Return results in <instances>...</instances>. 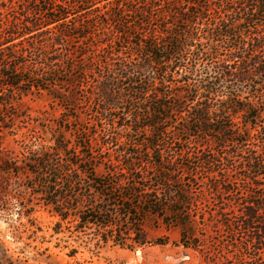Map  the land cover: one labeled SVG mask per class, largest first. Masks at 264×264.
I'll return each mask as SVG.
<instances>
[{
  "label": "trees",
  "instance_id": "trees-1",
  "mask_svg": "<svg viewBox=\"0 0 264 264\" xmlns=\"http://www.w3.org/2000/svg\"><path fill=\"white\" fill-rule=\"evenodd\" d=\"M48 1V7L40 10L33 0H23L18 5L20 8H16L13 0H1L0 17L4 18L0 23V46L4 48L0 52V78L8 80L6 87L10 89H17L21 83H30V80L21 78L25 73L23 66L12 65L24 48L20 46L25 42L24 38L37 39L38 48L48 51L44 59L48 62L49 72H35L32 78L35 80L43 79L44 75L55 77L59 74L54 69L58 58L50 56L51 51L55 50L58 55L60 48V52L68 55L76 54L72 48L74 40L83 43L90 38L96 39L98 42L94 50L97 53L107 51L100 56L101 62L103 59L102 63L106 65L105 81L101 86L104 104L101 113L108 131L106 138H125L133 148L146 145L145 157L152 161V167L144 166L141 159H134L140 154L124 153L128 157L126 163L114 166L110 171V176L117 175L119 180H92L98 198L81 197V204L76 202L78 206L67 210L70 214H64L58 207L68 203L69 198L66 194L59 197L49 187L62 181L64 175L71 178L72 170L53 165L57 155L66 153L67 149L55 138L54 149L32 152V159L29 160L34 167L30 173L35 178L44 181L49 177L52 180L42 183L47 186L43 187L41 194L51 198L47 200V205L54 207L62 221L74 212V219L79 224L95 225L100 229L113 227L111 219L120 217L110 210L116 207L112 205L116 192L123 203L117 206V210L127 211L128 204L136 200L146 214L155 212L159 215L172 209L174 213H179L181 208L190 206L189 190L180 179H172L179 174L178 171L183 173L188 170L185 166L176 171L166 168L163 157L167 154L160 150L159 144L181 142V135H187L203 137L220 146L227 142L242 146L253 134L252 131L257 132L264 112L260 105L264 107V100L262 94L255 96L253 93L264 87V32L247 37L244 33L250 29L251 23L264 28V0ZM101 2L104 3L103 13L98 8L90 10ZM81 6L87 13L85 21L75 18L68 21L74 11L79 13ZM15 9V20L9 21V13L12 16ZM255 16L260 19L255 20ZM18 39L22 41L13 44ZM128 45L133 46L132 55L139 59L138 62L130 63L123 59L122 55L127 54L123 50ZM38 55L41 56L39 51ZM67 69L73 70V64H69ZM37 87L42 89L44 86ZM116 110L121 111V116L126 117L124 119L128 123L121 127L122 130L118 129L116 114H112ZM170 125L176 127V131L172 137H165ZM147 132L149 138L141 142L135 140L134 137L138 139ZM245 137L246 140L242 139ZM262 144L260 150L254 149L245 157L244 168L256 179H260L264 172V141ZM1 151L0 162H4L7 158ZM190 154L182 149L177 152L182 158ZM213 162L210 157L200 161L209 170H212ZM13 176H19V168L11 163L0 168V197L5 195ZM132 176L133 182L130 183ZM66 184L68 188L72 187L68 180ZM208 189L214 198L220 197L217 184L209 183ZM77 198L74 200L77 201ZM78 207L83 208L81 212ZM242 215L240 224L251 229L256 224L259 211L253 203H245ZM131 216L130 212L123 218L129 221ZM189 218L187 216L186 222L180 225H189ZM221 218L211 219L216 222L215 219L221 221ZM227 223L222 225L228 228ZM137 227L141 228V225L137 224ZM127 230L135 235V244H144V240L136 238L141 233L140 229L134 225ZM185 232L187 230L182 232V240ZM117 244L125 246L123 242Z\"/></svg>",
  "mask_w": 264,
  "mask_h": 264
},
{
  "label": "rangeland",
  "instance_id": "rangeland-1",
  "mask_svg": "<svg viewBox=\"0 0 264 264\" xmlns=\"http://www.w3.org/2000/svg\"><path fill=\"white\" fill-rule=\"evenodd\" d=\"M22 1L13 0V3L20 8L18 5ZM33 2L40 10H45L49 4L48 0ZM103 5L101 2L90 10L98 8L103 13ZM15 10L12 16L9 13V21L15 20ZM78 12L74 11L68 21L74 18L85 21V8L81 6ZM3 18L0 17V23ZM254 19L260 17L255 16ZM245 32L246 37L260 35L264 28L251 23ZM24 39L25 42L20 44L24 48L12 65L21 64L19 66L25 70L21 78L30 80V83H21L17 89H10L6 87L8 80L0 78V149L7 158L0 162V168L6 163L19 168V176L11 177L5 195L0 197V264H264V172L260 179H256L244 168L247 154L254 149L260 150L263 145L264 112L257 132L252 131L242 146L233 142L220 146L203 137L187 135H181V142L159 144L160 150L167 154L163 157L166 168L176 171L185 166L188 170L178 171L179 174L172 177L181 180L189 190L192 202L190 206L181 208L179 213L172 209L159 215L155 212L146 214L137 200L128 204L127 211L117 210V206L123 203L116 192L113 195L116 200L112 203L116 207L110 210L120 217L111 219L113 227L100 229L95 225L79 224L74 219V212L62 221L54 207L47 205L51 198L41 194L43 187L47 186L42 183L52 180L47 177L40 181L30 173L34 168L29 161L32 152L54 149L55 138L61 141V146L67 147L66 153L55 154L58 159L53 161V165L72 170V177L64 175L62 181L49 187L59 197L66 194L69 198L68 203L58 207L64 214H70L69 209L81 204V197L98 198L92 180H119L117 175L111 177L110 171L114 166L126 163L128 157L124 153L140 154L134 159H141L144 166L152 167V161L145 157L146 145L133 148L125 138H106L108 131L101 113V106H104L101 86L105 81L106 65L100 56L107 51L97 53L94 50L96 39L90 38L83 43L74 40L72 48L76 54L68 55L60 52V48L58 55L55 50L51 51L50 56L58 58L54 69L59 74L55 77L44 75L43 79L36 80L32 79L35 72H49L48 62L44 59L48 51L38 48L37 39ZM21 41L18 39L13 44ZM3 48L0 46V52ZM132 48L128 45L123 50L127 54L122 57L130 63L138 62L139 59L132 55ZM69 64H73V70L67 69ZM37 86L44 87L39 89ZM253 94H262L264 100V87ZM118 108L124 109L125 106ZM260 108L264 110L262 105ZM113 113L117 116L118 129L122 130L121 127L128 124L126 117L121 116V111ZM174 128L170 125L164 136L172 137L176 131ZM149 135L147 132L138 139L134 138L141 142ZM180 149L191 152L190 156H178ZM208 157L214 159L212 170L200 163ZM132 178H129L130 183ZM67 180L72 183L71 188L67 187ZM211 182L218 185L220 197L210 195L208 188ZM76 197L77 201L74 200ZM245 203H253L259 211L256 224L251 229L240 224ZM78 208L79 212L83 209ZM5 210L8 212L4 213ZM130 212L132 216L127 221L123 215ZM10 213L12 215L9 216ZM187 216H190L187 222L190 224L183 227L180 224L186 222ZM216 217H222L221 221H212L211 218ZM226 223L228 228L224 227ZM134 225L141 230L136 238L144 240L143 245L135 244V235L127 230ZM184 230L187 233L182 240ZM117 242H123L125 246L121 247Z\"/></svg>",
  "mask_w": 264,
  "mask_h": 264
}]
</instances>
